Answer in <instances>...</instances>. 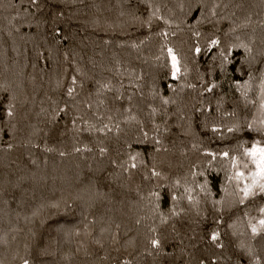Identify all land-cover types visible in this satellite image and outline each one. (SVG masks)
Returning a JSON list of instances; mask_svg holds the SVG:
<instances>
[{"label":"trees","instance_id":"trees-1","mask_svg":"<svg viewBox=\"0 0 264 264\" xmlns=\"http://www.w3.org/2000/svg\"><path fill=\"white\" fill-rule=\"evenodd\" d=\"M12 0H0V85H8L10 90L14 91L18 98V133L15 140L9 135L4 136L5 141L13 142L17 145L11 152L0 151V187L7 188L5 195L0 196V236L8 233V244H0V260L4 264H20L19 259H13L15 254L19 252L23 256V245L29 241L28 229L32 228L43 237L42 243L50 242L49 251L53 253L47 257H43L37 261V264H91L90 258L86 257L83 250L79 254H73L77 247V241H82L91 251H97L96 247L91 243V238L84 237L73 238L70 242L65 241L62 237H57L54 231H51L48 225L40 226L39 220L32 223H26L23 217L31 215L33 207L40 203V197H59L60 192L72 190L79 185L80 181L86 177L102 176L107 178L111 183V188L115 189L118 196L114 195L111 202L107 200L103 203L97 204L94 208L93 214L97 217L103 215L105 218V225L111 223V231L116 232L115 224L121 225L119 229L118 240L119 243L112 245L110 239L106 234V249L99 250V255H104L108 252L110 259L105 264H116V259H128L131 264H185L190 259L189 253L194 256H199L203 249L207 247L206 241L202 240L204 232L212 225L213 208L211 200L200 205L201 211L208 216L207 220H201L196 216L194 209H189L187 201L181 202V207L189 209L180 217L174 218L166 225H161L156 219L154 226L158 228L160 237L165 241L164 252L168 255H148L149 249L146 248L145 232L146 226L152 224V221H144L141 225L135 223L136 219L145 214V201H140L137 195V187L139 186L140 195H146L148 190L153 186L155 181H143L140 173H136L131 180L126 175L109 177V172L118 173V169H113L109 162V157L116 156V150L121 148L124 140L131 139L137 134V125L121 124L122 134L117 137L115 134H109L107 138L101 137L104 140V146L110 149L109 155L101 158L96 149V137L89 136L87 133L80 135L78 139L82 143L92 144L94 151L88 153L87 159L81 158L79 155H69L67 157H60L58 152L44 153L40 150L24 147L30 133L33 131L32 127L42 130L33 138V142L43 144L47 139L51 146L57 149H63L71 152L74 133L71 131V125L68 123L70 116L63 115L61 117L60 125L53 131L49 137H45L44 133L48 132L50 125L46 124L47 113H42L41 108L50 109V102L47 99L49 96L52 99L63 101L67 99L63 96V92L68 84V80H64L65 88H57L56 81L63 79L65 69L70 77L75 72L76 66L83 69L87 75L83 78L84 89L81 91L78 99H84L90 90H94V85L89 77L100 79L102 81L111 80L116 88L120 87L123 82L125 99L123 101L113 102V93L107 94L108 106L113 109L112 114L117 115L115 108L121 109L119 119H123V108L128 107L127 96L132 94L135 89L128 87L134 80L135 76H143L142 80L136 81L140 85L139 91L135 92L132 100L133 113L137 115L138 119L144 121L146 130L149 135H152L151 124L154 119L159 124V135L163 140V145L168 151H161L155 154L156 165L167 177L168 181L163 183H170L171 181L180 178L183 183V177L188 176V183L193 184L190 170H203L207 167V157L201 155L200 152L194 150L191 145L199 143L201 139L204 140V147L211 146L213 149L224 147L226 142H215L211 145L207 142V137H201L202 129L197 128L196 118L193 116V105L200 106L199 101H203L205 106L211 103L213 108L220 95H223V107L227 111L236 108L242 115H248L254 109L249 106L244 110L243 98L240 94L230 86L229 80L220 78L221 88L216 90L217 95L205 93L203 97L199 95V77L206 72V69L212 64L211 55L202 54L200 57H194L193 53L189 51L195 44V38L192 36L193 29L189 26L194 24L195 19L199 17V11L189 13V7L195 8L201 3V0H153V3L161 7V14L172 20V27L168 28L169 39L168 45L173 47L181 58L182 64H187L188 75L186 78H181L180 81H172L170 78V68L165 66L169 63L168 59L157 60L156 57L160 55V47L164 42L162 37L156 35L157 32L165 29L167 26L162 21H153L151 30L147 27L141 28L139 24L132 26L129 16H120L122 10V0H84L81 4L77 0L74 6H65V19L57 23V27L61 29L62 36H67L68 39L63 43L57 44L52 38L51 27L52 24H41L36 27V21L32 20V26L29 27L27 22L23 19L13 21L15 27H19L20 31L16 32L9 24L11 17L15 15V10L10 6ZM206 6L205 11L212 6V4L219 3L220 7L217 9L218 16L215 18L220 22L218 24H210L205 22L197 27L196 30L204 34L201 38V46H204V38L210 35L213 31L218 29L217 35L222 39H232V36H225L234 24L241 23L245 16L252 15L253 25L250 28L239 30L236 35H241L243 38L249 36L255 37V47H261L262 31L255 23L264 19V5H261L260 0H202ZM60 0H50V4H59ZM181 4L184 10L181 11ZM87 5V6H85ZM227 5V7H224ZM240 5V7H237ZM125 11L127 9H124ZM141 12L144 11L141 6ZM171 10V11H169ZM48 9H45L44 15H47ZM235 12V16L232 13ZM23 15V13H21ZM38 19H43L44 16L38 15ZM50 19V18H49ZM98 21V23H94ZM124 26V31L128 35H121L120 27L115 28V35L112 29L108 28L110 24ZM180 27L177 28L176 25ZM255 28L253 33L252 29ZM107 29V34H105ZM11 31V35L9 32ZM176 35L172 36L171 33ZM146 37V42L138 49L130 47L119 48L117 43L129 44L132 41L143 40ZM111 39V45H104L103 40ZM69 53V61L64 60V53ZM166 51V50H165ZM38 52L44 53V58L38 57ZM243 58L242 50L238 53ZM50 56V58H48ZM119 61L121 72L123 75H117L115 66ZM95 64V67H93ZM35 65V66H34ZM264 66V65H258ZM111 69V71H109ZM134 74V75H133ZM258 75V73H257ZM206 78H208L206 76ZM247 77L245 76L244 79ZM169 83L179 85L180 83L197 84V89L185 88L182 92L177 87V93H172L167 89ZM255 83L254 91L250 93V98L255 97ZM156 85L163 91L166 97H172L177 101L176 104L162 105L160 99L153 98L151 89ZM79 91V89H78ZM142 94V98H141ZM7 94L0 93V96ZM25 99L27 104L22 103ZM43 101V103H41ZM71 103V102H70ZM151 107L158 109L155 117L150 115ZM82 111H87L81 106ZM103 110V109H102ZM90 115V113H89ZM181 115L193 116L191 121V133L185 134L189 130V120L180 119ZM198 115V114H197ZM215 115V113H213ZM200 119H203L201 116ZM229 121H225L228 123ZM165 127L168 131L165 132ZM65 133L60 135V133ZM124 133L127 135L125 136ZM211 135V133H209ZM249 139L256 136L255 133L245 134ZM142 150L147 149L148 156L153 155V146H139ZM0 148H6V145L0 143ZM47 157V165L43 164V159ZM30 159H36L39 168L31 165ZM193 165H199V169H193ZM151 166V164H150ZM91 169V171H90ZM143 171V169L141 170ZM32 172L37 173V180L40 176L46 178V183H35L31 179L22 182V188L27 189L28 204L24 208H17L15 202L11 206L4 204L5 200L12 199L11 187L7 184L8 180L16 181L20 176H31ZM209 176L214 177L212 181L213 197L211 199H219L224 195L222 186L225 184V174L221 172H210ZM203 177H197L196 181L203 182ZM104 180L101 181L103 188ZM194 186V185H193ZM35 190V198L31 197L32 191ZM179 191H183L181 188ZM199 191L198 189L196 190ZM196 193H194L195 195ZM15 195L19 197L21 191L17 190ZM203 200V196H201ZM264 203L259 199L256 202ZM251 207V214L256 215L255 206ZM168 205L163 206V211L167 212ZM242 207L233 209L231 212H225V224L221 225V230L227 235L222 238L226 245L223 251V259L221 264H233L236 259V253L239 255V250L236 245L243 240L245 243H250L257 249L258 255L264 259V249L261 248V238L258 237L255 241L251 239L250 234L245 236H232L231 230L227 228V223H231L237 215L242 214ZM16 212H20L21 217L16 219ZM79 210H77L76 219ZM91 218V217H90ZM71 219V218H69ZM63 223V219L60 221ZM199 222V223H198ZM175 223L179 232L177 236L172 230V224ZM13 227L23 228V232H12ZM101 225L98 223L94 226V235H99ZM16 239L13 240L12 237ZM175 237V239L173 238ZM195 237V239H191ZM59 239V244L56 240ZM181 240L183 243H181ZM196 245L197 247H193ZM114 247L120 249L119 252L113 250ZM183 249V253L181 252ZM217 254L220 250L213 249ZM65 256H69L66 260ZM232 257V261L228 260ZM92 257L91 260H94ZM247 259V257H245ZM98 264V262H97ZM195 264V260H192Z\"/></svg>","mask_w":264,"mask_h":264},{"label":"snow or ice","instance_id":"snow-or-ice-1","mask_svg":"<svg viewBox=\"0 0 264 264\" xmlns=\"http://www.w3.org/2000/svg\"><path fill=\"white\" fill-rule=\"evenodd\" d=\"M76 2L77 0H60L59 4H50V0H12L10 6L15 10V15L11 17L9 24L16 32H19L20 28L15 27L13 24V21L18 19L25 20L29 27L32 26V20L36 21V27H40L41 24L47 25L51 22L50 31L52 38L55 43L60 44L66 41L68 37L62 36L61 29L56 25L65 19V6H74ZM79 2L84 4V0H79ZM260 3L264 5V0H260ZM141 6L144 8L143 12L140 10ZM205 7L201 0V3L196 5L195 8L189 7L188 9L189 13L199 11V17L195 19L194 24L189 26L193 29L192 36L195 38V44L189 51L193 53L194 57H200L202 54H212V64L199 77V95L203 97L205 93H208L216 96V90L221 88L220 78L223 77L224 80H229L230 86L243 98L244 110L251 106L254 111L248 115H242L236 108L231 111L225 110L222 103L223 95H220L214 108L211 103L205 106L203 101L198 102L200 104L199 107L193 105V116L196 118V126L202 129L200 132L201 137H207L209 145L217 141L226 143L224 147L218 149H213L211 146L204 147L203 139L199 143L191 145L194 150L208 158L206 168L203 170H190L192 185L188 183V176L183 177V183L180 178L170 183H163L168 181V177L157 168L155 162L156 153L162 150L168 151L159 135L161 126L153 119L151 124L152 135L150 136L149 131L145 128L144 121L138 119L132 110L133 96L140 89V85L136 81L142 80V75L135 76L128 86L135 89V91L126 97L129 106L123 108V119L121 120L119 119L121 109L115 108L114 111L117 115L114 116L112 114L113 109L108 106L107 94H114L113 102L123 101L125 99L122 91L125 87L123 82L120 83L119 88H116L111 80L102 81L89 77L94 85V90H90L86 97L81 100L78 97H80L81 91L84 89L83 78L87 73L79 66H76L74 74L69 77L67 69H65L64 77L56 81V87L58 89L65 88L64 80L69 81L63 92V96L67 99L60 101L49 96L47 99L50 102V109L41 108V112L47 113L45 123L51 126L49 131L44 133L46 138L60 125L63 115L70 116L68 123L71 125V131L75 134L71 152L51 146L47 139L44 140L43 144L33 142V138L42 131L36 129L35 126H30L33 131L23 145L44 153L58 152V155L62 158L69 155H79L81 158L87 159L86 154L93 153L94 148L92 144L82 143L78 139L80 135L87 133L89 136L96 137L95 150L103 158L109 155L110 149L104 146V140L101 137L107 138L109 134H115L119 137L122 134L121 124L130 125L134 123L137 125V134L131 139L126 138L122 147L116 150V156L109 157V162L113 169H118L119 172H109L108 175L109 177L126 175L131 180L136 173H140L143 181H155L146 195H140L139 186L137 187V195L140 201L146 202L144 205L146 211L143 216L136 219L135 223L141 225L144 221L150 220L153 222L146 226V248L149 249L147 254L168 255V253L164 252L165 241L161 239L158 228L154 226L156 219L159 220L161 225H166L189 209H194L197 217H200L201 220H207L208 216L201 211L200 205L207 203L209 199L211 200L213 208L211 222L213 227L206 230L204 236L201 237L202 240L206 241L207 247L203 249L199 256L189 253L190 259L185 264H192L193 259L195 264H221L224 258L223 251L226 248L222 237L227 235L221 230V225L225 224L224 214L241 207L243 209L242 214L237 215L231 223H227V228L231 230V235L234 237L250 234L253 241L260 237L261 248L264 249V203H256L258 199L264 201V66L258 67V65H264V19L255 22L262 31L261 47L259 49L255 47L256 40L254 35L247 38L236 35L239 30L252 27V15L245 16L241 23L234 24L225 33L226 37L232 36V39H222L221 36L216 34L219 31L216 29L204 38V46L202 47L200 41L204 34L196 30L197 27L205 22L214 26L220 22L215 19L218 16L217 9L220 4L214 2L207 11L204 10ZM224 7H227V5H224ZM237 7H240V5H237ZM46 8L48 12L47 15H44ZM180 8L181 11L184 10L183 4H181ZM124 9L127 10L125 11ZM38 15L44 16V18L38 19ZM232 15L235 16V12ZM120 16H129L132 26L139 24L141 28L147 27L149 31L152 28L153 21H162L167 27L156 33L164 41L160 47V55L156 59H168L169 63L165 66L170 68L172 81H180L181 78L187 77V64H182L181 58L175 49L168 45L170 33L167 29L172 27V20L161 14L159 5L153 3V0H122ZM29 17L32 20H29ZM94 23H98V21ZM116 27H120L121 35H128L124 31L123 24L115 25L114 23L108 25V28L112 29L113 35L116 34ZM176 27L179 28L180 25L177 24ZM252 31L254 33L255 28ZM105 34H107V29H105ZM9 35H11V31ZM171 35L175 36L176 33L172 32ZM150 38L146 37L143 40H139V42L132 41L129 44L121 42L117 43L116 46L119 48L130 47L138 49ZM102 42L106 46L113 43L111 39H106ZM239 50H242L243 58L238 54ZM37 55L44 58L43 52H38ZM64 60L66 62L69 61V53L67 51L64 53ZM93 67H95V64H93ZM115 72L117 75H123L119 61H117L115 66ZM245 76L247 77L246 79H244ZM256 81L258 83H255V97L250 98V93H253L254 82ZM177 87L182 92L185 88L195 90L198 86L197 84L189 83H180L178 86L172 83L167 85V89L174 94L177 93ZM0 93L7 94L6 97L0 96V143L6 145V148H0V151L11 152L17 145L13 142L5 141L4 136L9 135L12 140L17 137L19 131V121L17 119L18 98L8 85H0ZM151 95L154 99L158 97L162 105L165 106L177 103L172 97H166L163 91L155 84L151 89ZM22 103L27 104L28 100L25 99ZM81 106L87 111H82ZM157 112V108L151 107L150 115L152 117H155ZM193 116H180L182 120L186 118L189 120V130L185 132L186 135L192 134L191 121ZM201 116L203 119H200ZM225 121L229 122L225 123ZM164 131L167 132L168 128L165 127ZM247 133H255L257 135L249 139L245 135ZM64 134L63 132L60 133V135ZM124 135L126 136L127 134L124 133ZM150 144L153 146V155L151 157L148 156L146 148L142 150L139 147ZM30 163L39 168L36 159H30ZM47 163L48 160L45 156L43 164L47 165ZM199 167V165L192 166L193 169H199ZM142 169L143 171H141ZM221 171L225 174V184L222 186L224 195L219 199H211L213 197L212 181L214 177L209 176L208 173ZM198 176L204 178L202 183L196 181ZM28 179L35 183H46L44 176H40L39 180H37L36 172H32L31 176H20L16 181L8 180L7 184L11 187L13 195L11 200L4 201L6 206H11L13 202H15L17 208L27 206L28 200L25 199V196H27L28 190L22 188V182ZM102 180L105 181L103 188L101 187ZM181 188L183 191H179ZM197 189L199 190L198 192L196 191ZM17 190L21 191L19 197L15 195ZM7 191V188L0 187V196L5 195ZM194 193L196 194L194 195ZM114 195L118 196L115 189L111 188V183L107 178L102 176L86 177L74 189L62 190L59 197L41 196L40 203L32 208L31 215H25L23 219L26 223H32L38 219L41 227L48 225L50 230L57 234V237H62L67 242H70L74 237L79 238L82 235L91 238V243L96 247L97 251H91L88 246L78 240L73 254H79L83 250L85 256L90 258L91 264H97V262L98 264H105L110 259V256L107 251H105L104 255H99V250L106 249V234L112 245L119 243L118 235L121 225L116 223V232L113 233L111 231V223L108 226H104V216L97 217L92 210L96 208L97 204L106 200L111 202V198ZM35 196L36 192L33 190L29 199L35 198ZM201 196H203V200ZM185 200L189 205V209L180 206L181 202ZM165 204L168 205L167 212L163 211ZM250 206H255L256 215L251 214ZM77 210H79L78 220L76 219ZM20 217V212H16V219L19 220ZM61 219H63V223L60 222ZM98 223L101 227L99 235L96 236L94 235V226ZM172 230L177 236L179 235L175 223L172 224ZM11 231L19 233L23 232L24 229L13 227ZM173 238L175 239V237ZM12 239L15 240L16 237L13 236ZM26 239L35 242L24 243L25 254L23 256L19 252L15 254L13 259H19L20 264H37L39 259L53 254L49 251L50 242L42 243L43 237L32 228L28 229ZM191 239H195V237H191ZM56 243L59 244V239L56 240ZM181 243H183L182 240ZM0 244H8V233L0 236ZM193 247L197 246L193 245ZM236 247L240 254H233L236 255L233 264H264V259L258 255L257 249L252 244L241 240ZM213 249L220 250V254H217ZM113 250L116 252L120 251L118 247H114ZM183 251L181 249L182 253ZM92 257H95V259L91 260ZM65 259L68 260L69 256H65ZM228 260L232 261V257H228ZM0 264H4V261L0 260ZM116 264H131V261L117 258Z\"/></svg>","mask_w":264,"mask_h":264}]
</instances>
